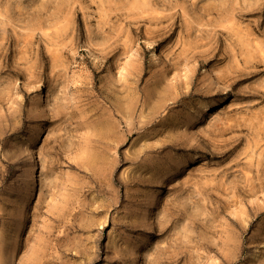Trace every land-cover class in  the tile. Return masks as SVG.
<instances>
[{
    "label": "rangeland",
    "instance_id": "374dc122",
    "mask_svg": "<svg viewBox=\"0 0 264 264\" xmlns=\"http://www.w3.org/2000/svg\"><path fill=\"white\" fill-rule=\"evenodd\" d=\"M0 264H264V0H0Z\"/></svg>",
    "mask_w": 264,
    "mask_h": 264
},
{
    "label": "bare ground",
    "instance_id": "6f19581e",
    "mask_svg": "<svg viewBox=\"0 0 264 264\" xmlns=\"http://www.w3.org/2000/svg\"><path fill=\"white\" fill-rule=\"evenodd\" d=\"M216 105V104H215ZM215 105H210L208 107V109H213L215 107ZM204 115L201 114L200 115V118H203ZM39 136V133L36 134L35 136V139ZM32 173L34 172L35 173V177L31 179L30 181V184H29V187H28V190H27V196L28 197H31L33 195H35L37 193V186H36V182H38V180H40V177H39V173H36V169H35V166H33L32 168Z\"/></svg>",
    "mask_w": 264,
    "mask_h": 264
}]
</instances>
